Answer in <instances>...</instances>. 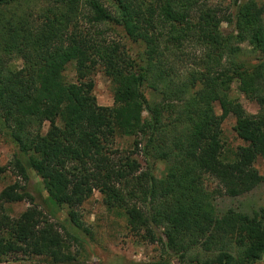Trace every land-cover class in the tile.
<instances>
[{
	"label": "trees",
	"instance_id": "1",
	"mask_svg": "<svg viewBox=\"0 0 264 264\" xmlns=\"http://www.w3.org/2000/svg\"><path fill=\"white\" fill-rule=\"evenodd\" d=\"M41 3L31 14L18 0H0V56L23 62L14 71L0 66V131L15 147L24 179L28 170L41 179L44 204L69 210L70 229L61 235L35 208L11 218L6 204L32 198L24 187L8 186L0 191V258L20 253L72 264L66 242L77 241L81 231L73 209L93 190L108 209L123 214L130 230L143 229L178 259L195 249L208 255L209 264L264 258V213L220 214L213 205L218 194L238 197L264 181L254 168L264 158V9L244 2L219 17L210 0ZM13 7L11 14L1 11ZM85 12L88 29L80 24ZM106 22L143 46L139 63L118 44L91 34L92 23ZM221 22L233 32L224 35ZM244 44L259 54L249 59L255 62L246 61ZM70 62L75 84L62 79ZM96 66L114 87L111 107L98 106L92 94L88 76ZM235 81L257 103L256 114L230 98ZM229 115L245 143L231 153L223 149L221 129ZM44 122L51 126L46 135ZM117 136L133 138L146 172L137 175L140 165L131 157L109 156ZM155 163L165 167L161 178L153 175ZM210 180L219 191L205 189Z\"/></svg>",
	"mask_w": 264,
	"mask_h": 264
},
{
	"label": "rangeland",
	"instance_id": "2",
	"mask_svg": "<svg viewBox=\"0 0 264 264\" xmlns=\"http://www.w3.org/2000/svg\"><path fill=\"white\" fill-rule=\"evenodd\" d=\"M41 1L18 0L20 4L22 3L20 10L24 9L23 12L31 14L39 11L42 6ZM244 2H254L264 9V0H210L212 7L221 11L219 12V17H223L224 13H232L235 4ZM103 6L106 7L108 5L104 3ZM13 9L14 7L2 8L1 11L5 14H11ZM84 16L80 24L82 28L88 29L87 12L84 13ZM90 32L91 34L95 33L93 35L95 38L118 44L129 58L139 63V56H142L143 46L130 40L125 34L123 27L113 25L111 22H106L99 26H95L92 23L90 25ZM221 32L224 35L231 34L233 32L232 25L230 26L226 22H221ZM242 48L246 54L245 57H247L246 61L253 63L255 61L249 59L259 57L258 53H255L253 56L247 45H242ZM0 57V66L4 68L14 71L23 66L22 60L18 57L9 58L10 56L8 55ZM76 78L75 63L70 62L62 73V79L64 82L75 84ZM88 78L94 84L92 94L95 97L96 104L101 107H111L113 104L114 87L105 76L101 66H96ZM230 98L237 101L245 112L250 114L258 112L257 103L247 99L238 90V83L236 81L231 85ZM215 107L216 113L219 114L218 107ZM234 125L235 119L233 115L227 116L221 124L223 149L230 151L229 153L239 146H245V143L237 137ZM50 129V124L44 122L41 127V134L46 135ZM109 149V156L118 157L119 159L131 157V159L136 160L140 165L137 175L147 171L144 157L135 148L133 138L117 136L109 146ZM14 155H17L16 149L9 141L8 134L0 131V165L5 168V172L0 175V191L16 184L24 187L25 191L32 198V200L24 199L20 202L6 204L7 214L11 218L16 219L28 208H35L42 213L43 218L53 224L54 228L61 235H64L63 229H70L65 222L66 218H68L69 210L66 207L55 208L44 204V191L41 179L35 172L28 170V180H25L20 170L16 167ZM164 168L162 163H155L152 171L153 175L156 178H161ZM254 168L264 180V158L257 159ZM204 187L209 192L220 190L217 182L213 180L206 181ZM213 205L220 214L225 213L229 209L249 217H252L255 213H264V181L252 191L238 197L231 198L218 194L214 198ZM73 210L80 223L81 231L75 234L78 239L77 241L72 242L69 240L68 243L66 242L67 252H65L74 258L72 264H209L208 255L200 249H195L191 254L188 253L185 258L178 259L172 255V251L165 247L162 241L159 239L155 241L150 240L143 229L137 231L130 230L123 214L108 209L104 204L103 196L97 190H93L90 197ZM49 211L54 212V214ZM84 230L87 232H83ZM156 232L161 233L162 230L160 229ZM45 259L42 256L18 253L0 258V264H48ZM254 264H264V258Z\"/></svg>",
	"mask_w": 264,
	"mask_h": 264
}]
</instances>
